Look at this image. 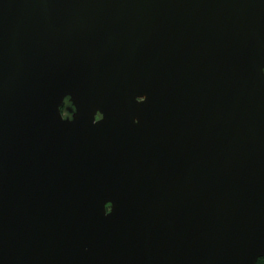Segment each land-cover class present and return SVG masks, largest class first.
Segmentation results:
<instances>
[{
  "label": "water",
  "instance_id": "obj_1",
  "mask_svg": "<svg viewBox=\"0 0 264 264\" xmlns=\"http://www.w3.org/2000/svg\"><path fill=\"white\" fill-rule=\"evenodd\" d=\"M262 257L264 0H0V264Z\"/></svg>",
  "mask_w": 264,
  "mask_h": 264
},
{
  "label": "flooded vegetation",
  "instance_id": "obj_2",
  "mask_svg": "<svg viewBox=\"0 0 264 264\" xmlns=\"http://www.w3.org/2000/svg\"><path fill=\"white\" fill-rule=\"evenodd\" d=\"M73 110H75L73 104L70 103L69 101H66L65 104H64V106H63L62 109H61V112H62V115H63V119H64V120H66V119L71 120V119H72V112H73ZM100 119H101L100 116L97 115L96 118H95V122H96V123L99 122ZM149 194L153 195V193H149ZM155 194H158V192L155 193ZM175 194H176L178 197H180V196H182V195H185L186 193H183V192L179 191V189H176V190H175ZM188 194H189V193H188ZM263 260H264V257L260 258V259L258 260L257 264H260Z\"/></svg>",
  "mask_w": 264,
  "mask_h": 264
},
{
  "label": "trees",
  "instance_id": "obj_3",
  "mask_svg": "<svg viewBox=\"0 0 264 264\" xmlns=\"http://www.w3.org/2000/svg\"><path fill=\"white\" fill-rule=\"evenodd\" d=\"M260 264H264V260Z\"/></svg>",
  "mask_w": 264,
  "mask_h": 264
}]
</instances>
